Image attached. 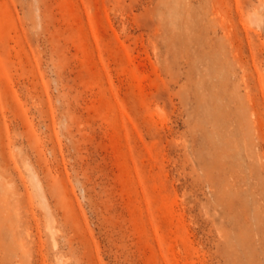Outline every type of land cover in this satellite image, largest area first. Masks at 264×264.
Instances as JSON below:
<instances>
[{
  "label": "rangeland",
  "instance_id": "374dc122",
  "mask_svg": "<svg viewBox=\"0 0 264 264\" xmlns=\"http://www.w3.org/2000/svg\"><path fill=\"white\" fill-rule=\"evenodd\" d=\"M0 264H264V0H0Z\"/></svg>",
  "mask_w": 264,
  "mask_h": 264
},
{
  "label": "bare ground",
  "instance_id": "6f19581e",
  "mask_svg": "<svg viewBox=\"0 0 264 264\" xmlns=\"http://www.w3.org/2000/svg\"><path fill=\"white\" fill-rule=\"evenodd\" d=\"M256 15H257V20L256 21H258V23H260L261 19H260V16H259V14L257 12H256Z\"/></svg>",
  "mask_w": 264,
  "mask_h": 264
}]
</instances>
